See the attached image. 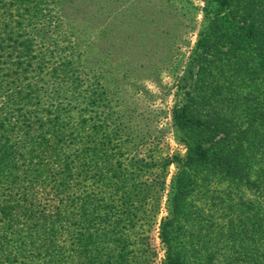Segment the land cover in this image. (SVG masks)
Returning <instances> with one entry per match:
<instances>
[{
    "label": "trees",
    "instance_id": "16d2710c",
    "mask_svg": "<svg viewBox=\"0 0 264 264\" xmlns=\"http://www.w3.org/2000/svg\"><path fill=\"white\" fill-rule=\"evenodd\" d=\"M53 13L55 0H0V43L14 52L0 67V264L28 251L40 264H128L130 248L148 250L131 237L155 224L170 162L150 187L123 166L102 94L82 78L85 59L37 41ZM205 14L195 79L171 110L186 154L158 239L164 264H264V0H210ZM215 55L230 73L219 92L205 84ZM215 178L236 196L217 202L219 214L191 202ZM8 236L15 251L2 256Z\"/></svg>",
    "mask_w": 264,
    "mask_h": 264
},
{
    "label": "rangeland",
    "instance_id": "374dc122",
    "mask_svg": "<svg viewBox=\"0 0 264 264\" xmlns=\"http://www.w3.org/2000/svg\"><path fill=\"white\" fill-rule=\"evenodd\" d=\"M209 5L210 0H55L51 25L38 33L37 41H45L44 47H54L58 55L72 52L85 59L82 78L101 92L100 102L115 128L121 163L134 174L135 181L150 187L158 181L160 165L170 162L155 224L149 232L139 225L131 237L146 241L148 250L140 256L138 246L130 248L135 259L128 264H164L157 228L169 214L171 180L186 154L185 135L172 122L171 110L183 103L179 101L195 79L194 54L199 33L207 24ZM13 57L7 43L1 42L0 67L9 66ZM211 58L207 60L214 61L213 69L208 66L211 76L205 84L219 92L217 89L226 85L222 80L226 71L221 67L225 62L216 55ZM26 75L36 74L31 69ZM229 87L236 91L233 83ZM243 94H250L248 87ZM205 104L199 102L198 107L204 109ZM232 192L222 181L210 179L194 193L191 202L202 210L211 208L213 202L219 214L223 206L217 202H234ZM227 193L229 199L225 198ZM241 194L245 200L250 198L246 192ZM11 240L9 236L3 240V249L6 244L8 248L2 256L15 251ZM28 253L32 259L13 257L3 264H40L38 258L33 259L38 251Z\"/></svg>",
    "mask_w": 264,
    "mask_h": 264
}]
</instances>
